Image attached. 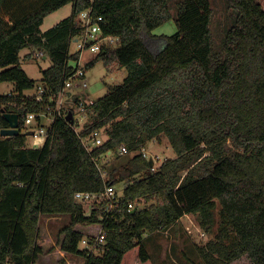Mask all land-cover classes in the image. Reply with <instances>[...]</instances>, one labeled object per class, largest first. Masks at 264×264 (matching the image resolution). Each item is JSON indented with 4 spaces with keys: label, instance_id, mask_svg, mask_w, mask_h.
Returning <instances> with one entry per match:
<instances>
[{
    "label": "trees",
    "instance_id": "trees-1",
    "mask_svg": "<svg viewBox=\"0 0 264 264\" xmlns=\"http://www.w3.org/2000/svg\"><path fill=\"white\" fill-rule=\"evenodd\" d=\"M172 1L0 0V82L15 86L0 93V131L9 126L5 112L19 114L21 130L0 133V264H37L51 252L39 238L42 215L53 214L70 216L58 242L83 264H156L144 238L176 227L187 214L213 234L198 247L206 264H229L245 254L264 264V5L227 0L230 24L218 44L211 0ZM69 3L72 13L42 30L45 17ZM88 8L104 17V33L119 42L104 46L86 69L101 60L127 74L87 103L83 131L67 121L70 110L76 115L69 107L56 115L44 143L31 145L26 119L36 114L41 122L76 72L80 53L71 52V38L81 32L77 16ZM171 19L174 33L154 32ZM33 47L52 61L42 70L41 99L29 93L40 85L21 64V51ZM100 130L107 139L89 149L82 137ZM164 139L176 154L152 170L136 151ZM122 144L130 152L105 162ZM120 182V205L107 219L101 209L86 215L75 198L79 190ZM103 227L105 241L96 252L80 246ZM55 264H67L66 257Z\"/></svg>",
    "mask_w": 264,
    "mask_h": 264
},
{
    "label": "rangeland",
    "instance_id": "rangeland-1",
    "mask_svg": "<svg viewBox=\"0 0 264 264\" xmlns=\"http://www.w3.org/2000/svg\"><path fill=\"white\" fill-rule=\"evenodd\" d=\"M174 1L175 0L171 2V5ZM262 3L264 5V0H262ZM211 4L214 10L213 33L219 44L225 34L227 26L230 24V10L227 7V0H211ZM172 8L176 13L175 7L172 6ZM71 13L72 4L69 3L46 16L42 28L47 30ZM176 30L177 26L175 20L171 19L155 29L154 32L156 34H172ZM74 48L75 44H72L71 52ZM37 51L38 49L34 47L24 48L21 51V64L29 76L37 80L40 85L42 70L49 67L52 61L47 54L43 53L41 56H37ZM28 53H32V56H26ZM92 57H94V55H92L90 51H86L83 54L85 62L92 59ZM71 64L77 65V62L71 60ZM126 74L127 70L125 67L117 66L115 69L110 70L105 66L103 61L100 60L86 71L85 80L88 83V87H82L81 80L76 79L73 85L68 88V91L71 92V96L66 94L64 97L62 111H67L69 107L75 109V127L78 132L83 131L88 117L86 110L80 111L81 102L78 103L76 99L80 98L81 101L87 105L90 101L97 100L106 94L110 86L122 83ZM14 89L15 86L13 82H0V93L6 94ZM29 93L35 94L37 93V89L31 90ZM49 116L50 115H48V117H42L41 122L34 118L32 123L27 124V129H38L40 124H43L44 128L47 129L52 123V119ZM25 132L26 129L23 130V133ZM99 132V136L96 141H94L93 146L102 144L107 139L108 135L104 130H100ZM43 138L45 137L43 136ZM28 139L31 145L39 146L42 144V140L35 143L33 136L29 135ZM145 146L150 152V159L152 155H158L165 161L167 157H174L176 154L175 150L166 139L162 141L153 140ZM110 156V161L108 163H112L116 159V152H112ZM106 178H108V174ZM124 184L125 182H120L116 185V188L122 191ZM85 208L88 213L90 209L88 206H85ZM69 221L70 216L67 214L42 215V228L39 243L43 245L45 250L52 249V251L41 255L37 264H55L58 259L64 256L67 259V264H83V259L80 256L65 253L58 242L60 229ZM212 236L213 234L206 232L200 226L193 214H187L180 219L176 227L147 234L144 241L156 264H206L198 251V247L206 244ZM229 264H254V262L245 254Z\"/></svg>",
    "mask_w": 264,
    "mask_h": 264
},
{
    "label": "built area",
    "instance_id": "built-area-1",
    "mask_svg": "<svg viewBox=\"0 0 264 264\" xmlns=\"http://www.w3.org/2000/svg\"><path fill=\"white\" fill-rule=\"evenodd\" d=\"M104 17L102 15H94L92 8H88L86 10H83L78 16H77V23L81 25L82 30L79 34L73 36L71 38V45L75 44V48L73 49V53L79 52L80 58H79V66L77 67L76 72L74 75L70 76L65 80L64 87L62 90L58 93L55 102V107H48L49 113L48 114H41L42 117H49L52 119V122L54 121L56 115H62V109H63V99L66 96V93L68 92V88L73 85V82L76 79L81 80V86L86 88L88 87V83L85 80L86 77V63L85 59L83 58V54L86 51H90L92 55H96L99 51L103 49L104 46L107 47H113L117 45L119 42V37L116 35L111 34H105L104 28H103V22ZM37 56H41L42 53L40 51L36 52ZM44 94V87L42 85L39 86V90L37 92V98L41 99V97ZM92 102V101H90ZM86 110V104L81 102L80 105V111ZM82 113V112H80ZM36 117V114H30L28 115L26 119V124H30L33 122L34 118ZM52 123L50 124V126ZM50 126L45 129L43 124H40V127L38 129H33V133L31 136L34 137L35 143H38V141L42 140V144L44 143ZM99 131H94L87 137H82V141L84 144L89 148L92 149L94 141H96L97 137L99 136ZM43 136L45 138H43ZM41 144V145H42ZM40 146V145H39ZM116 152V154L124 155L128 154L130 152L129 148L126 144H122L118 146L117 149L109 150L106 155L104 156V161L109 162L110 161V155L112 152ZM142 153L143 156L150 159V152L146 149V146H142L140 150L136 151ZM135 153V152H132ZM151 159L153 160V165L151 167L152 170H156L163 162V160L158 155H152ZM100 169L103 172V175L106 174V170L102 169V165L100 164ZM120 192L116 185L109 184L106 185L104 190L101 191H83L79 190L75 193V198L77 201L83 203L85 206H88L90 209L89 212H85L86 215H91L94 209H101L103 212L100 215L101 219H107L111 215L112 210L115 207H119L120 205ZM129 210L134 208L133 203L128 204ZM106 237V231L103 227L98 235L94 238H90L88 236L83 237V239L80 242V246L83 248H87L89 251L96 252L98 250V247L104 243ZM65 253H67L65 251Z\"/></svg>",
    "mask_w": 264,
    "mask_h": 264
},
{
    "label": "water",
    "instance_id": "water-1",
    "mask_svg": "<svg viewBox=\"0 0 264 264\" xmlns=\"http://www.w3.org/2000/svg\"><path fill=\"white\" fill-rule=\"evenodd\" d=\"M6 118L9 120V126L6 128L1 129L0 133L4 136L16 135L20 133V121H19V114L15 112H5ZM67 121L70 123H75V116L73 111L70 110L66 117ZM33 133L32 131L26 132L27 135ZM150 164L153 165V160L150 159Z\"/></svg>",
    "mask_w": 264,
    "mask_h": 264
},
{
    "label": "crops",
    "instance_id": "crops-1",
    "mask_svg": "<svg viewBox=\"0 0 264 264\" xmlns=\"http://www.w3.org/2000/svg\"><path fill=\"white\" fill-rule=\"evenodd\" d=\"M42 28V27H41ZM42 30H44L43 28H42Z\"/></svg>",
    "mask_w": 264,
    "mask_h": 264
}]
</instances>
